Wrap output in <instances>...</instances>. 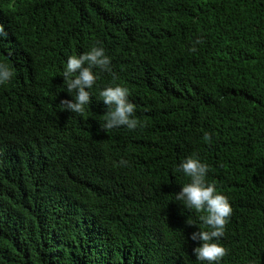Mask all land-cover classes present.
I'll list each match as a JSON object with an SVG mask.
<instances>
[{
  "label": "trees",
  "instance_id": "trees-1",
  "mask_svg": "<svg viewBox=\"0 0 264 264\" xmlns=\"http://www.w3.org/2000/svg\"><path fill=\"white\" fill-rule=\"evenodd\" d=\"M0 29V264H201L174 200L193 154L233 209L220 264H264V0H0ZM98 42L133 130L101 129L111 73L60 104Z\"/></svg>",
  "mask_w": 264,
  "mask_h": 264
},
{
  "label": "clouds",
  "instance_id": "clouds-1",
  "mask_svg": "<svg viewBox=\"0 0 264 264\" xmlns=\"http://www.w3.org/2000/svg\"><path fill=\"white\" fill-rule=\"evenodd\" d=\"M2 34V29H0ZM112 74L113 83L99 89L98 98L106 106L101 121V129L109 131L121 126L133 130L141 122L135 117L136 105L129 99V89L115 81L118 79L112 69L111 57L103 46L94 44L89 50L68 56L62 69L64 88L73 99H64L60 104L72 113L83 114L85 106L92 101L93 88L100 73ZM15 75L14 69L6 62L0 61V85L8 83ZM122 165L127 164L121 160ZM209 165L198 155H189L182 159L174 172H182L188 182L182 184L175 193V201L185 209L200 213L197 220L189 219L190 225H198V230L191 233V239L199 242L192 252L201 264H220L226 255V248L220 243L233 209L227 196L216 189L214 183L207 180Z\"/></svg>",
  "mask_w": 264,
  "mask_h": 264
}]
</instances>
